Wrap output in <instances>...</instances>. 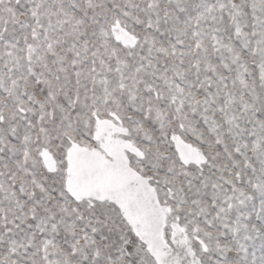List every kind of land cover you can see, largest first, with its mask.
Listing matches in <instances>:
<instances>
[{
    "label": "snow or ice",
    "instance_id": "6c2138e0",
    "mask_svg": "<svg viewBox=\"0 0 264 264\" xmlns=\"http://www.w3.org/2000/svg\"><path fill=\"white\" fill-rule=\"evenodd\" d=\"M0 264H264V0H0Z\"/></svg>",
    "mask_w": 264,
    "mask_h": 264
}]
</instances>
